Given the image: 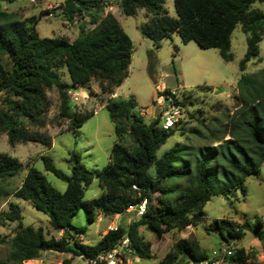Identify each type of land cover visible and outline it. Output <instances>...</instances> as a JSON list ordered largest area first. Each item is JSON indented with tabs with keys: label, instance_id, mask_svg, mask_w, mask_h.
<instances>
[{
	"label": "trees",
	"instance_id": "obj_1",
	"mask_svg": "<svg viewBox=\"0 0 264 264\" xmlns=\"http://www.w3.org/2000/svg\"><path fill=\"white\" fill-rule=\"evenodd\" d=\"M263 1L172 0L177 17H171L166 13L164 0H118L125 16L134 15L137 10L145 12L146 19L138 25V30L155 47L162 38L176 32L183 42L193 40L200 48H215L226 62L232 59L231 33L239 25L246 33V48L237 64L240 75L235 84L233 110L226 113V123L220 128L208 130L211 144L194 148L176 142L157 156L158 147L173 134L172 127L163 129L160 126V113L145 120L131 97L121 100L108 97L103 105L114 134L119 140L127 134L135 144L134 150L128 151L123 144L113 143L107 163L96 171L84 168L73 154L70 174L56 168L48 156L42 155L44 169L66 183L62 192L50 186L38 170L28 166L12 195L28 200L33 208L47 216L50 227L62 230L63 235L57 239L45 238L40 228L19 223L9 240L7 259H0V264H33L27 261L47 250L91 258L101 250L112 248L124 237L130 242L132 256L148 259L151 257L149 244L139 233L140 227L160 238L172 229L180 231L187 225H195L210 196L234 189L243 191L244 179L256 174L264 162V69L254 74L242 73L246 62L258 56V43L264 39V13L252 7L254 2ZM99 2L64 0L62 16L67 20L94 9L89 15L93 26L80 27L71 41L64 36L38 35L35 24L40 16L49 13L46 9L39 11L37 16L0 24V134L6 135L10 146L25 142H37L45 148L51 146V138L40 131L51 106L47 89L54 88L56 92L55 123L67 120V129H74L93 111L72 110L67 91L93 81L100 91L112 95L113 88L126 77L131 40L111 13L98 15ZM8 16L9 13L0 10V20H7ZM148 56H153L150 51ZM63 68L69 82L61 78ZM197 88L211 90L205 85ZM168 92L169 89L164 88L156 97ZM21 168L22 163L17 158L0 152V183ZM93 175L102 192L82 199L83 188ZM7 195L0 185V197ZM142 201L141 213L131 210L132 219L125 225L117 224L107 229L93 245L83 244L69 233H83L82 228L70 224V218L79 208L90 223L97 214H128L129 207ZM20 218L19 207L9 203L7 210L0 211V226ZM243 226L260 242L264 251L260 232L246 222ZM209 228L218 229L220 233L225 229L230 236H240L233 223L225 219L213 220ZM180 255L194 261L207 259L194 242L180 239L156 264H186L176 263ZM226 259L236 264H259L241 247L234 248L233 254Z\"/></svg>",
	"mask_w": 264,
	"mask_h": 264
},
{
	"label": "rangeland",
	"instance_id": "obj_2",
	"mask_svg": "<svg viewBox=\"0 0 264 264\" xmlns=\"http://www.w3.org/2000/svg\"><path fill=\"white\" fill-rule=\"evenodd\" d=\"M59 3V7L50 9L48 6ZM64 0H0V10L9 13L7 20H0V24L10 20H22L28 16H37L39 11L46 9L51 13L40 16L35 24V30L40 37L64 36L69 41L73 40L80 29H89L93 25L89 15L94 9L84 11L82 15H73L71 20L62 16ZM167 15L177 17L172 0H164ZM253 8H258L264 13V1L254 2ZM98 15L111 13L119 22L124 32L131 40V56L127 67V75L122 82L113 88L112 98L121 100L129 97L136 103V110L145 120L153 118L154 109L158 107L156 96L159 85L174 92V96L183 102V111L180 117L171 126L174 130L166 141L158 147L156 155L172 147L176 142L189 145L194 148L200 145L212 143L208 130H215L226 123V113L233 110V95H236V80L240 75L237 64L242 58L246 43V33L237 25L230 36V52L232 59L223 61L215 48H200L193 40L181 41L176 32L160 40L158 47L152 41L143 37L138 25L143 22L145 12L137 10L134 15L125 16L121 13L118 0H100ZM149 51L152 57L149 58ZM5 62V57L2 58ZM264 69V39L258 43V56L246 62L242 73L254 74ZM62 80L69 82L65 69H62ZM151 77L156 80L152 83ZM198 85L211 87L204 91L197 88ZM50 98L51 106L45 115L46 124L40 129L51 138V146L43 147L37 142L17 143L10 146L6 135L0 134V152L17 158L22 163V168L12 177L0 183L2 189L8 195L0 197V211L7 210L9 203L19 207L21 218L19 221H7L0 226V259L6 260L10 250L9 240L18 224L31 225L40 228L45 238L55 239L63 235L62 230L50 227L47 216L33 208L28 200L15 198L12 191L15 190L27 169L32 166L38 170L47 183L54 189L62 192L66 183L45 170L41 160L42 155L51 159L53 165L66 174H70L73 161L72 155L78 156L79 162L87 170H100L108 161L110 147L113 143L123 144L128 151H133L135 144L127 134L119 140L114 134L113 125L109 120L104 102L110 95L100 91L96 82L78 86L68 94L69 103L75 112L93 111L82 124L74 129H67L68 121L61 120L56 124L57 97L54 88L46 90ZM73 95V96H71ZM76 100H72V97ZM161 120V119H160ZM219 135V132H216ZM226 138V137H225ZM196 150V149H195ZM102 192L97 177L93 175L83 188L82 199H89ZM134 207H129L130 212L122 216H102L97 214L94 221L88 223L81 208L70 218V224L82 228V234L69 233L80 242L93 245L107 229L117 224L125 225L132 219ZM203 215L195 225H187L182 230L172 229L156 238L151 232L138 229L143 240L149 244L150 258H138L130 255L131 264H156L166 253L173 250L174 245L180 239L194 242L200 253L212 259V252L221 255L225 247H241L250 253L256 263H264V251L257 246L258 241L252 233L242 227L246 222L258 230L264 241V162L258 168L256 174L247 176L243 182V191L234 189L225 194L212 195L202 207ZM215 219H225L234 225V229L240 231V236H230L225 229H210V223ZM260 223V226L258 225ZM258 226V227H257ZM259 228V229H258ZM259 242V241H258ZM255 243V244H254ZM260 244V242H259ZM181 255L176 263H187ZM83 264L84 260L74 255L63 252L42 251L38 258L29 260L33 264Z\"/></svg>",
	"mask_w": 264,
	"mask_h": 264
},
{
	"label": "built area",
	"instance_id": "obj_3",
	"mask_svg": "<svg viewBox=\"0 0 264 264\" xmlns=\"http://www.w3.org/2000/svg\"><path fill=\"white\" fill-rule=\"evenodd\" d=\"M35 0H30L34 2ZM59 7V3H53L48 6L50 9ZM48 17H51V13L46 14ZM159 91H162V82L158 86ZM72 90L67 91V94L71 93ZM73 96V95H71ZM72 100H76V97H72ZM158 107L160 109L161 121L159 122L160 126L163 129L170 128L173 123L177 121L183 111V105L179 102L177 97L174 96V92L169 90L167 94H161L157 97ZM167 103V104H166ZM163 105H165L164 108ZM137 209V213H141L144 209V201L139 205L134 207ZM132 253V248L130 246L129 240L124 237L118 241L112 248L107 250L99 251L95 256L91 258H84L83 264H131L130 255ZM233 254V248L225 247V252L221 255H217L215 252H212L213 260L204 259L201 261L188 260L186 264H236L234 261L226 259V256ZM81 259V256H77ZM28 262V261H27ZM260 264V263H259ZM264 264V263H261Z\"/></svg>",
	"mask_w": 264,
	"mask_h": 264
},
{
	"label": "water",
	"instance_id": "obj_4",
	"mask_svg": "<svg viewBox=\"0 0 264 264\" xmlns=\"http://www.w3.org/2000/svg\"><path fill=\"white\" fill-rule=\"evenodd\" d=\"M151 80H152V83H155L156 81L151 77ZM167 104V103H166ZM165 107V105H163V107L162 108H164ZM160 112V109H159V107H156L155 109H154V114H153V117H156L157 116V114ZM136 207V206H135ZM123 215V213H119L118 214V216H122Z\"/></svg>",
	"mask_w": 264,
	"mask_h": 264
},
{
	"label": "crops",
	"instance_id": "obj_5",
	"mask_svg": "<svg viewBox=\"0 0 264 264\" xmlns=\"http://www.w3.org/2000/svg\"><path fill=\"white\" fill-rule=\"evenodd\" d=\"M154 79V78H153ZM155 80V79H154ZM156 81V80H155ZM115 94H114V92H113V94L112 95H110V97H113ZM156 99H157V97H156ZM139 113H140V111H139ZM161 119V117L159 116V122L161 121L160 120ZM257 243V246H260V244H259V242L258 241H256ZM255 244V243H254ZM245 250V249H244ZM246 252H248L247 250H245ZM255 261V260H254ZM256 262V261H255Z\"/></svg>",
	"mask_w": 264,
	"mask_h": 264
}]
</instances>
